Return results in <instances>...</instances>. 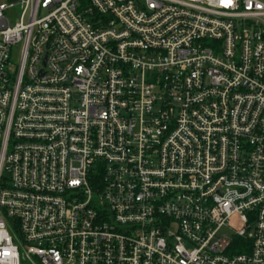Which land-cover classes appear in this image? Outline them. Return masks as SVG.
<instances>
[{"label": "built area", "instance_id": "1", "mask_svg": "<svg viewBox=\"0 0 264 264\" xmlns=\"http://www.w3.org/2000/svg\"><path fill=\"white\" fill-rule=\"evenodd\" d=\"M0 264H264V0L0 2Z\"/></svg>", "mask_w": 264, "mask_h": 264}, {"label": "rangeland", "instance_id": "2", "mask_svg": "<svg viewBox=\"0 0 264 264\" xmlns=\"http://www.w3.org/2000/svg\"><path fill=\"white\" fill-rule=\"evenodd\" d=\"M18 0H0V2H4V3H15ZM18 6H15V9H17ZM18 59H19V53L15 52L12 54V58H11V64L14 66L18 65Z\"/></svg>", "mask_w": 264, "mask_h": 264}]
</instances>
